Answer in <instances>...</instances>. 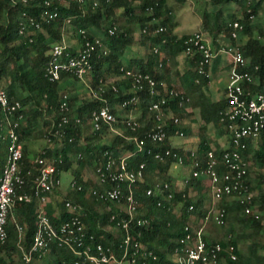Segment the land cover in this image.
I'll return each mask as SVG.
<instances>
[{
    "label": "trees",
    "instance_id": "trees-1",
    "mask_svg": "<svg viewBox=\"0 0 264 264\" xmlns=\"http://www.w3.org/2000/svg\"><path fill=\"white\" fill-rule=\"evenodd\" d=\"M46 1H50V5ZM174 1L180 4L190 2L198 13L201 22L195 32L182 34L175 31ZM94 2L0 0V86L6 88L10 100L21 102L22 108L16 115L23 114L25 117L18 132L23 142L21 167L26 185L17 188V196L33 193L34 181L43 167L39 159L44 158L46 163L56 165V179L61 181L63 171L71 170L74 175V186L65 193L60 192V183H55L50 193L54 199L45 205L57 229L75 213L84 224L86 243L102 244L120 260L127 247L125 240L131 236L130 253L136 242H140L142 250L148 253L145 257L139 254L138 263L177 264L174 254L188 234L186 226L198 225L206 217L211 204L210 188L204 179L185 171L177 157L169 156L161 160L156 158V154L172 150L185 158L186 165L194 160L192 151H196L197 158L203 161L210 150L220 157L225 150L224 143L209 140L207 126L212 124L218 135L224 136V142L229 130L222 120L228 106L227 97L214 102L206 94L209 78L199 72L202 54L195 47L194 54L187 55L185 71H175L189 100L184 106L180 105V98L170 100L169 91L177 89L172 83L176 58L186 51L189 39L196 33H208L214 41L218 37H227V44L238 47L246 58H250L248 66L238 69L248 70L259 78L260 85H249L251 89L264 91V28H258L251 18L264 7V0H99L97 5ZM230 4L237 6V12L225 17L220 8ZM45 9L58 10V17L42 19L41 14ZM31 17L40 22V28L32 27L20 33L22 21ZM121 17L123 22L120 21ZM235 20L244 25L240 40L248 37L243 44L232 37L230 24ZM159 26L165 30L155 33ZM137 27L141 30V39L136 37ZM113 29L114 33H111ZM80 30L85 32L84 35ZM98 31H102L103 36H99ZM66 35L78 41L77 45L84 44L86 40L96 44L91 58L93 70L87 80H81L72 73H63L62 80L51 81L46 74L53 46L62 43ZM98 39L102 46L97 43ZM134 45H144L146 50L142 56L129 59L126 52ZM104 50L109 52L105 54ZM76 51L71 48L72 54ZM122 67L150 74L157 82L155 90L147 86L138 92L133 79L123 76ZM111 76L116 77L109 85ZM85 81L89 83V88L106 86L107 91L101 98L93 97L90 91L87 97L81 98L77 88ZM65 95L68 96V107L62 108ZM134 95L141 96L139 103L132 102L123 108L120 106ZM162 97L168 98L164 110L171 109L179 121H169L167 138L159 142L149 137L155 126L156 114L149 111V105ZM103 106H108L117 115L116 127L123 126L124 129L111 140L107 138L111 133L110 125L103 124V128L98 130L91 123L92 112ZM187 107L200 109L203 126L197 141L178 144L177 138L192 135V128L183 126ZM135 109H141L142 113L137 118L139 126L133 130L128 121ZM64 116L69 118L68 122L63 121ZM178 130L184 135L177 134ZM135 138L145 140L143 150ZM37 143L41 147L35 149ZM259 143L250 142L242 152L243 158L250 164L244 182L254 194L252 211H246V204L241 203L238 196L232 198L231 195H224L219 206L226 210L225 223L230 226L229 232L220 234L215 231L211 235L205 231L204 239L208 245L219 243L222 246L217 264H264V179L258 178L260 173H254L255 168L264 167V132ZM55 144L60 146L55 148ZM4 149L7 150V143L0 138V170L6 161ZM110 156L117 160L126 157L130 167L141 163L146 165L143 181L122 187L124 196L130 192L135 195L138 206L133 215L125 206L100 199V193L105 192L112 183H101L98 168H103ZM86 169L92 170L96 178L86 177ZM226 171H229L227 167L220 166V175ZM182 175L183 180L189 175V182L180 187L176 181ZM156 180L169 183V188H157ZM150 188L154 192L148 195ZM171 193L173 197L169 198ZM67 202L75 205L77 210L70 211ZM191 205H194L192 210ZM39 207L37 198L26 202L16 197L8 215V238L1 247L0 264H76L81 259L69 246L52 242L47 253H34L33 261L25 260L24 252H29L34 242ZM124 219L129 222L128 228L123 226ZM140 220L146 223L139 224ZM233 254L236 260H232Z\"/></svg>",
    "mask_w": 264,
    "mask_h": 264
},
{
    "label": "built area",
    "instance_id": "built-area-1",
    "mask_svg": "<svg viewBox=\"0 0 264 264\" xmlns=\"http://www.w3.org/2000/svg\"><path fill=\"white\" fill-rule=\"evenodd\" d=\"M94 1L95 5L99 3V0ZM46 3L50 5V1H46ZM58 15V10L45 9L41 14V18L45 20L54 19ZM254 17L253 15L251 16L252 19ZM230 25L232 37L234 39L240 38L244 25L239 20L233 21ZM32 27L39 29L40 22L34 17L27 18L21 23L20 33H25ZM164 30L163 26H159L155 33H161ZM146 31L147 29L144 30V32ZM80 33L84 35L85 32L80 30ZM111 33H114V29L111 30ZM97 43L102 44L100 39L97 40ZM72 47L77 50L75 54L71 53ZM194 47L202 54L199 72L201 75L206 76L207 67L214 58L213 48L206 34H194L189 39L188 48L184 53L193 55ZM95 50L96 44L89 40H86L84 44L81 43L74 46L68 43L66 36H64L62 43L55 44L52 48L51 59L46 65L48 78L51 81H60L63 73H72L81 80H87L93 70L91 58ZM225 50L232 55L234 67L227 93L228 106L222 117L229 130L227 141L224 142L225 150L222 155L217 157L215 151L210 150L203 161L197 158L196 151H192L191 156L194 160L190 165H186L185 158L182 155L173 153L172 150L156 154V158L161 160L169 156L177 157L179 165H183L185 171L189 174L191 173L194 177L205 180L211 193V205L205 219L199 222L198 225L186 226L188 234L181 240V244L177 247L174 254L177 264L218 263L222 246L219 243L213 246L208 245L204 239V234L209 221L219 226L225 225L226 210L219 206V201L224 195H231L232 198L238 196L241 203L246 204V211H252L251 204L254 194L244 182L250 164L243 158L242 152L248 148L250 142L258 144L264 132V91L252 90L250 86L260 85L259 78L248 70L239 71L238 69L240 66H248L250 58H246L238 47L234 45H228ZM108 52V50H104L105 54ZM255 69L257 70L258 67ZM122 71L124 72L123 76L133 79L134 88L138 92L145 90L147 86L152 91L155 90L157 82L150 74L126 67H122ZM197 82H199V79ZM113 88L116 89L115 86ZM106 91V86H101L99 89L91 87L90 93L93 97L101 98ZM169 95L170 100L180 98L181 106H184L186 101L189 100L184 93L177 89H171ZM67 97L65 95L62 108L68 107ZM140 101L141 96L134 95L131 99L122 102L120 106L123 108L132 102L139 103ZM167 103L168 98L162 97L149 105V111L156 113L155 126L149 133V137L153 141H164L167 138L166 127L169 121H179L171 109L164 110L163 106L167 105ZM0 107V138L6 141L8 150V157L0 170V255L1 247L8 238V215L14 206L16 197L20 201L26 202H32L34 198H37L40 201V207L37 212V229L31 250L24 252V258L27 262L33 261L34 253L45 254L48 252L52 242H59L61 245L69 246L81 258L76 264H124L126 261H130L131 264H144L137 262V256L142 254L145 257L148 253L142 250L140 242H136L133 245L134 250L131 254L129 248L132 242L131 236H128L125 240L127 247L120 260L109 248H105L102 244L92 245L86 243L85 227L77 214L74 213L71 219L63 223L59 229L54 226L46 212L45 205L49 201L53 186L61 181L55 178L57 173L56 165L46 163L44 158L39 159V164L43 167L34 181L33 193H22L17 196V188L26 185L25 173L21 167L23 142L18 132L21 125L25 122V117L23 114L16 115V112L22 108L21 102L10 100L6 88L3 86H0ZM137 118L131 115L129 117L128 125L133 130L139 126ZM68 120L69 118L64 116L63 121L68 122ZM117 122V115L108 106H103L92 112L91 123L98 130L103 128V124H108L110 129L115 131L114 125ZM177 134L180 136L184 135L179 130ZM135 140L139 148L143 150L145 140L137 138ZM222 165L227 167L229 171L220 175L219 168ZM145 167V163L130 167L126 157L117 160L110 156L103 168H98L101 183H112V186L106 189L105 192L100 193V199L125 206L129 213L133 215L138 206L135 195L130 192L124 196L122 187L124 184L130 187L138 181H143ZM183 182L185 184L189 182V175L185 177ZM155 185L159 189L169 188V183L161 180H156ZM153 192L152 188L147 191L148 195ZM172 197L173 194H169V198ZM66 205L72 212L77 210V207L70 202H67ZM190 209H194V205H191ZM143 223H146V221H139V224ZM123 226L125 228L129 226V222L126 219L123 220ZM19 231L22 232L21 226H19ZM20 247L23 249L22 246ZM231 258L232 260L237 259L234 254Z\"/></svg>",
    "mask_w": 264,
    "mask_h": 264
},
{
    "label": "crops",
    "instance_id": "crops-1",
    "mask_svg": "<svg viewBox=\"0 0 264 264\" xmlns=\"http://www.w3.org/2000/svg\"><path fill=\"white\" fill-rule=\"evenodd\" d=\"M235 12H237V10ZM200 22H201V18H200V21L198 22V25L200 24ZM99 33H100V31H98V34ZM137 34L138 33L136 31V35ZM255 34H257V32H255ZM206 36L209 39V42L213 48L214 58L212 59L211 63L208 66V69H207V75L206 76L209 78V83L206 86L205 91H206V94L212 99V101L216 102L218 100H221L224 97H227L228 87L231 83V73H232L234 66L232 63V55L230 53H228L225 50V48L228 45H232V44H227V43H229V40L227 37H218V39L216 41H214L213 37H211L208 33H206ZM239 40H240V38L237 39V42L240 44L241 43L243 44L248 40V37H243L240 41ZM263 41H264V38H263ZM139 47H143V45H139ZM132 48H130V49H132ZM143 54H144V51L142 50V53L138 52L134 56L128 55V58L131 59L133 57L142 56ZM176 63H177V66L175 65L173 68L174 73H173V77H172L173 78L172 83L177 88V90L184 93L185 89L182 86L181 78L178 74H176L175 71L179 70V71H181V73H183L185 71V69L188 66L187 55L185 53H182L181 55L177 56ZM138 110H140V109H135L133 112H131V116L140 117L142 112H141V110H140V112ZM137 112H138V114H137ZM183 119H184V124H186L192 128V136L198 137V139H199L200 138L199 132L203 126V121L201 118L200 109L187 107V112H186ZM207 128H208L207 138L209 140H211L213 142H215L216 140H219L220 142L224 143V136L220 137L218 135V133L216 132V130L214 129L212 124H209L207 126ZM212 136H215V138L212 139ZM4 159H5V155H4ZM182 180H183V175L179 180L176 181V185L181 187L184 183ZM52 198L54 199V196H52V194H50L49 201ZM210 201H211V199H210ZM217 226L221 227V226L215 224L214 222L209 221L207 224V227H206L207 234L214 235L215 231H219L220 234H224V233L229 232V231H222L221 232ZM219 233L216 232L217 235ZM217 235H215V236H217ZM263 254H264V251H263Z\"/></svg>",
    "mask_w": 264,
    "mask_h": 264
},
{
    "label": "rangeland",
    "instance_id": "rangeland-1",
    "mask_svg": "<svg viewBox=\"0 0 264 264\" xmlns=\"http://www.w3.org/2000/svg\"><path fill=\"white\" fill-rule=\"evenodd\" d=\"M173 1V0H171ZM173 6H174V10H175V16H176V21H177V26L175 27V31L179 32V33H189V32H195L198 29V22L200 21V17L198 15V13L195 12L193 6L191 5L190 2L186 3V4H180V2H173ZM219 10V8H218ZM237 10V6L235 4H230V5H226L220 8V11L223 12V15L225 17H230L231 15H233L235 13V11ZM242 15V13L240 14ZM120 21L123 22V18H120ZM254 23L256 24V26L259 28H264V7L259 11V13L253 18ZM137 31V38L141 39V30L139 29V27L136 28ZM99 36H103V32L100 31ZM66 39L68 41V43L72 44V45H76L78 41H76L75 39H73L72 37L66 35ZM79 44V43H78ZM135 46V47H134ZM132 49H129L126 53L129 56H134L136 53L140 52L142 53V50L145 52L146 48L143 45V47H139V45H134ZM116 76H111L108 84L111 85L113 83V80L115 79ZM91 90V88H89V83L87 81H85L84 83L81 84V86H79L77 88V94L83 98V97H87L89 95V91ZM141 110V109H140ZM140 110H138L140 112ZM142 112V111H141ZM138 114V112H137ZM115 126V131L111 130V133H108L107 138L108 140H111L115 134L117 133H121L124 129L123 126H119L116 127ZM183 126H188L186 124H184ZM212 132V131H211ZM213 133V132H212ZM215 138V136H212V139ZM198 137L195 136H190L188 138H177L176 142H178V144H183V143H193L194 141H197ZM43 144V142H40L39 144ZM38 143L35 145V149H38L41 147V145H39ZM261 144V142L259 143V145ZM60 144H55V148L59 147ZM4 155L5 158L7 159L8 157V151L6 149H4ZM76 158H74L75 160ZM254 173H256L258 175V173H260L261 175H258V178L264 179V167L263 168H255ZM84 175H86V177H90V178H96L95 173L92 170L86 169L84 170ZM61 182H60V192L65 193L66 191H68L71 187H72V182L74 179V175L73 172L71 170L69 171H63L61 173ZM211 195V193H210ZM264 214V212H262ZM234 218V216H233ZM231 218H229L230 220ZM213 227V226H212ZM218 227V226H217ZM219 230L222 231H229L230 226H228L226 223L225 225L218 227ZM243 249H245V245H242ZM124 264H131L130 261H126Z\"/></svg>",
    "mask_w": 264,
    "mask_h": 264
}]
</instances>
